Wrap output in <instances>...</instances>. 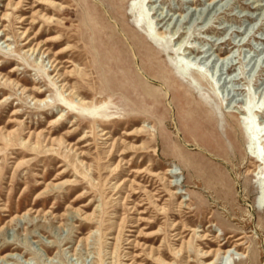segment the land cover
I'll use <instances>...</instances> for the list:
<instances>
[{
  "label": "rangeland",
  "instance_id": "rangeland-1",
  "mask_svg": "<svg viewBox=\"0 0 264 264\" xmlns=\"http://www.w3.org/2000/svg\"><path fill=\"white\" fill-rule=\"evenodd\" d=\"M263 38L264 0H0V264H264Z\"/></svg>",
  "mask_w": 264,
  "mask_h": 264
},
{
  "label": "bare ground",
  "instance_id": "bare-ground-1",
  "mask_svg": "<svg viewBox=\"0 0 264 264\" xmlns=\"http://www.w3.org/2000/svg\"><path fill=\"white\" fill-rule=\"evenodd\" d=\"M211 1H213V0H211ZM258 7V6H257ZM257 7H255V9L257 8ZM128 8H129V11H132L133 13H135L136 11L138 12V14H139V11H140V9H139V7H138V5L136 4V3H133V4H129V6H128ZM262 14V13H261ZM140 15V14H139ZM163 17V16H162ZM164 19V18H163ZM138 19L136 18L135 19V22L136 23H138ZM157 25H158V23H157ZM134 26V28L136 27V25L134 24L133 25ZM138 26H141V27H144L145 25H143V24H141V23H138ZM159 29V28H158ZM159 33V36L160 37H163V33L164 32H162V31H160V32H158ZM124 34V33H123ZM125 35V34H124ZM145 35H146V38L147 39H149V40H151V37H150V33L148 32V31H146L145 32ZM126 36V39L128 40V43H129V45H130V47H131V49L133 50V52H134V57H136V54H135V50H134V46L132 45V43H131V41H130V39L127 37V35H125ZM264 39V38H263ZM7 40V38H5V40L4 41H6ZM3 41V42H4ZM180 44V43H179ZM121 47V46H120ZM122 48V47H121ZM189 51L191 52V53H195L196 51H198V49L196 48V47H193V46H190L189 47ZM232 49V48H231ZM231 49H229V51H227L226 53H224L222 56H220L218 59H220L221 61H226V69H225V66H224V69H225V72L227 73L230 69H231V67H232V63H231V61H232V58H233V56H231L230 55V53H231ZM198 54V53H197ZM206 54H207V52L206 51H203V52H200L199 53V56H201L202 58L203 57H206ZM208 56H210V55H207V57ZM125 57V61H126V63H127V59H128V56H124ZM138 60V59H137ZM50 62L51 63H55V60L54 59H51L50 58ZM223 64V63H222ZM229 64V66H227ZM171 66H172V68L176 71V73L179 75V76H181V75H184L185 73H187L190 69H195L196 71H198V72H200V70L198 69V68H192V67H187V65H184L181 61H176V62H172L171 63ZM127 67H128V69H127ZM137 69H138V72H140V74L143 76V78H145L146 80H152L148 75H147V73L140 67V65H139V62H138V66L136 67ZM125 69H127V70H125ZM120 72H121V75H120V78L123 80V78H125V79H127V80H129L130 81V83H129V85H128V87L127 88H121V89H118V91H119V93H121V94H123V93H125L126 91L129 93V95H130V97H132L133 98V96L135 95L136 96V91H135V89H134V87H133V77H132V79H128V75L130 74V76H132L131 75V70H130V68H129V66H128V64H123V69H120ZM132 80V81H131ZM63 85H66V83H63ZM159 85H161V87L164 89V90H166V87H165V85H163V84H159ZM69 91L70 92H73L72 91V89L71 88H69ZM167 91V90H166ZM74 93V92H73ZM168 93V92H167ZM169 94V93H168ZM31 98H33L35 101H37V102H39V103H41V102H47L46 100H45V98H34L33 96H31ZM80 100V99H79ZM245 107V110L246 111H251V108L250 107H248L247 105H245L244 106ZM245 110L242 108V109H240V112L243 114V115H245V125L243 126L242 125V129H243V131H244V133L246 134V136H247V138H248V141L250 142V143H252V145L253 144H255V142H254V139H255V137H256V134H258L259 132H261L262 131V129H263V127L261 128L259 125L258 126H255V124L252 122V120L251 119H248V116H246V112H245ZM61 113L58 115V117L57 118H61ZM52 121H55V119L54 120H52ZM203 124V123H202ZM202 124H201V126H202ZM257 127H258V129H259V131L257 130ZM264 136V134L263 135H261V137H263ZM255 148V147H254ZM259 149V148H258ZM252 153H253V155H254V157H255V159H256V161H258V162H260L261 161V163H263V155H262V152L260 151V149H259V151H258V153H257V151L255 152L254 151V149L252 150ZM258 156H260L261 158H260V160L258 159ZM167 171V173L169 174V175H171V179L169 180V182L171 183L172 182V185L173 186H177V185H181L182 184V182H176V181H173V178H175L176 176H177V173L176 172H172V171H170L169 169H167L166 170ZM262 186H263V188H264V184L262 183ZM182 192H180V191H178V190H174L173 191V194H181ZM225 247V246H224ZM223 247V244H217V247H216V249H208V250H205L204 252H203V256H204V258H209L211 255H214V256H217V255H219V254H224V253H227V252H229L230 251V249H228V247H227V249H225ZM202 251V250H201ZM225 255V254H224ZM223 256V255H222ZM3 257H10V254H6V255H4ZM2 257V258H3ZM224 257V256H223ZM212 259L210 260H206L203 264H212ZM222 262H223V259H222Z\"/></svg>",
  "mask_w": 264,
  "mask_h": 264
}]
</instances>
